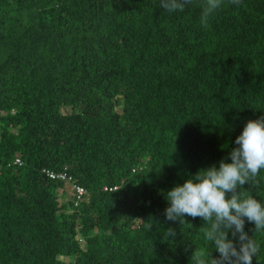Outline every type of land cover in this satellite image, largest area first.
Returning a JSON list of instances; mask_svg holds the SVG:
<instances>
[{
  "label": "trees",
  "instance_id": "1",
  "mask_svg": "<svg viewBox=\"0 0 264 264\" xmlns=\"http://www.w3.org/2000/svg\"><path fill=\"white\" fill-rule=\"evenodd\" d=\"M200 3L0 0V264H192L212 250L205 221L166 219L165 196L230 162L264 116V0H222L207 27ZM65 167L87 190L77 205L41 172ZM249 188L264 202V170ZM245 231L264 264V231Z\"/></svg>",
  "mask_w": 264,
  "mask_h": 264
},
{
  "label": "clouds",
  "instance_id": "2",
  "mask_svg": "<svg viewBox=\"0 0 264 264\" xmlns=\"http://www.w3.org/2000/svg\"><path fill=\"white\" fill-rule=\"evenodd\" d=\"M192 2L160 0V6L170 13L182 12ZM231 3L239 5L241 0H231ZM221 4L222 0H201L203 27H207L209 18ZM235 145L229 153L230 162L221 159L218 166L213 164L198 170L166 193L165 198L170 202L165 209L166 219L179 220L181 224L185 223V216L202 219L206 225L204 238L219 254L213 256L212 250L197 248L190 258L192 264H252L260 251V244L245 231V221L254 225V233L264 231V202L251 194L241 195L240 189L248 184L250 192L264 170V116L248 120ZM168 235L174 237L175 232L169 228Z\"/></svg>",
  "mask_w": 264,
  "mask_h": 264
},
{
  "label": "built area",
  "instance_id": "3",
  "mask_svg": "<svg viewBox=\"0 0 264 264\" xmlns=\"http://www.w3.org/2000/svg\"><path fill=\"white\" fill-rule=\"evenodd\" d=\"M13 163L20 164L21 161L19 159H15ZM66 167L60 171H52L46 168H43L41 172L45 174L49 179L53 180H61L64 182L67 190L70 192V196L74 197V205H77L81 200H83L87 196V190L76 184L72 177L67 173Z\"/></svg>",
  "mask_w": 264,
  "mask_h": 264
},
{
  "label": "rangeland",
  "instance_id": "4",
  "mask_svg": "<svg viewBox=\"0 0 264 264\" xmlns=\"http://www.w3.org/2000/svg\"><path fill=\"white\" fill-rule=\"evenodd\" d=\"M70 196V192H68L67 197Z\"/></svg>",
  "mask_w": 264,
  "mask_h": 264
}]
</instances>
